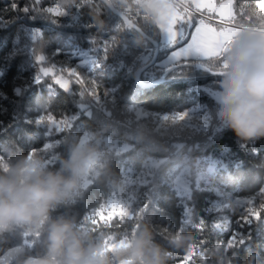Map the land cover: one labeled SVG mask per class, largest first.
<instances>
[{
  "label": "trees",
  "instance_id": "16d2710c",
  "mask_svg": "<svg viewBox=\"0 0 264 264\" xmlns=\"http://www.w3.org/2000/svg\"><path fill=\"white\" fill-rule=\"evenodd\" d=\"M110 1L160 44L145 0ZM255 3L234 0L239 26L264 14ZM154 52L103 0H0V169L36 158L57 171L91 135L100 169L53 218L74 219L109 249L110 237L148 226L167 264H264V138L243 141L218 120L212 91L221 76L183 66L152 84L167 69L157 63L168 49L139 83L135 73ZM217 60L204 66L222 71ZM105 137L131 149L98 143ZM113 196L129 199V217H99ZM45 235L24 227L0 233V264L43 256ZM181 237L179 246L170 243Z\"/></svg>",
  "mask_w": 264,
  "mask_h": 264
},
{
  "label": "clouds",
  "instance_id": "9594fccd",
  "mask_svg": "<svg viewBox=\"0 0 264 264\" xmlns=\"http://www.w3.org/2000/svg\"><path fill=\"white\" fill-rule=\"evenodd\" d=\"M258 14L264 9H255ZM264 14L240 29L223 54L217 118L243 141L264 138ZM100 169V153L93 144L77 146L57 171L39 159L20 158L0 169V233L24 227L45 232L46 252L23 264H167L169 253L155 242L148 226L114 241L109 249L94 242V232L74 219L52 213L74 201L85 178ZM183 237L170 243L179 246Z\"/></svg>",
  "mask_w": 264,
  "mask_h": 264
},
{
  "label": "rangeland",
  "instance_id": "374dc122",
  "mask_svg": "<svg viewBox=\"0 0 264 264\" xmlns=\"http://www.w3.org/2000/svg\"><path fill=\"white\" fill-rule=\"evenodd\" d=\"M145 2L156 13V23L161 34L160 50H169V52H167L163 58H160L157 63L161 68L163 67L168 69L183 63H196L204 66L205 63L207 64L208 60L213 59L204 57L194 49H189V45L192 43L190 37L191 35L195 34L194 27L199 22H202L200 20H203L206 26L216 28L217 30L222 27L243 28L242 26H239V24H237L234 19L226 20L224 24H221V17L219 16L218 12H210L206 8H196L197 3H206L207 0H145ZM222 2H226V0H215L217 7ZM176 13H178L182 19L172 25L173 30H167L166 28L169 26L171 15ZM239 32L240 30L238 29L237 35ZM186 49L189 50L185 51ZM178 53L181 55H177ZM217 62L218 63L215 65L220 67V65L223 63V59H220L219 61L217 60ZM218 93V91H212V95L216 99ZM90 137L91 135H84L79 146L83 147L85 144H87V141ZM102 140L109 148L117 149L119 152H126L131 149V145L127 143L119 144L117 140L108 137L98 140V143L101 144ZM157 164L158 162L152 161L153 166H157ZM87 183L88 181H86V184ZM129 205V199H125L120 196H113L107 201V204L104 206V208L99 211V217L102 219L115 215L129 217ZM106 206H111V210L109 211L108 207ZM105 212L107 215H104ZM113 242V238L110 237V241L108 243L110 248L113 246Z\"/></svg>",
  "mask_w": 264,
  "mask_h": 264
},
{
  "label": "snow or ice",
  "instance_id": "6c2138e0",
  "mask_svg": "<svg viewBox=\"0 0 264 264\" xmlns=\"http://www.w3.org/2000/svg\"><path fill=\"white\" fill-rule=\"evenodd\" d=\"M255 4L264 5V0H256ZM196 8H206L210 12H218L219 16L221 17V24H224L226 20H233L235 18L232 11L233 0H226V2H222L218 7L215 4V0H207L206 3H197ZM241 11H243V9H241ZM181 19L182 18L178 13L171 15L169 26L166 29L173 30L172 25ZM200 21L202 22H199L194 27L195 34L191 35L190 37L192 43L191 45H189V49H194L196 52L202 54L206 58L222 59L223 54L228 51L229 45L231 44L233 38L237 35V30H240V28L222 27L217 30L216 28L206 26L203 20ZM189 49H186L185 51H188ZM177 55L181 54L178 53ZM226 67V63H222L220 65L221 69H224ZM69 74L75 76L77 78V82H80L79 77L76 73L69 71ZM215 74L222 76L223 71H217ZM106 207H108L109 211L111 210V206ZM261 211H264V205H262ZM250 212L253 218L259 219V213L256 210L250 209ZM104 215H107V213L105 212ZM92 220H94L95 223L100 222L99 217L95 213L92 217ZM236 242V238L233 237L232 242L229 244V246H233ZM239 242L242 243L243 241L240 240ZM183 264H185V262H183Z\"/></svg>",
  "mask_w": 264,
  "mask_h": 264
},
{
  "label": "water",
  "instance_id": "95a60500",
  "mask_svg": "<svg viewBox=\"0 0 264 264\" xmlns=\"http://www.w3.org/2000/svg\"><path fill=\"white\" fill-rule=\"evenodd\" d=\"M109 7L110 9L117 15L119 16L127 25L131 26L134 30H136L138 33H140V35L142 37H144L145 39L149 40L155 47V52H154V56L152 58V60L144 65L143 67H141L138 71H136L135 73V76H136V79L137 81L140 83L139 81V77L140 75L146 71L149 67L153 66L156 62H157V58H158V55H159V51H160V44L149 38L147 35H145L142 30L137 27L126 15H124L122 12H120L119 10H117L114 5L112 4V2L110 0H103ZM183 66H189V67H193V68H196V69H200V70H203V71H206L214 76H221V75H217L215 74L217 71H212L210 70L209 68H207L206 66H203V65H200V64H196V63H183V64H180V65H177V66H174V67H171V68H168L164 71L163 75L156 81L152 82V84H155V83H160L162 82L168 75L170 72H172L173 70L179 68V67H183Z\"/></svg>",
  "mask_w": 264,
  "mask_h": 264
}]
</instances>
